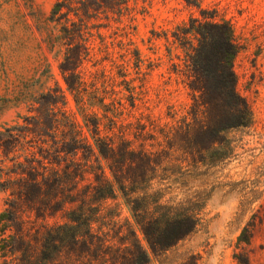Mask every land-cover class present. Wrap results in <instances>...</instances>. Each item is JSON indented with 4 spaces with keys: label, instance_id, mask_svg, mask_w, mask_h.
Here are the masks:
<instances>
[{
    "label": "trees",
    "instance_id": "trees-1",
    "mask_svg": "<svg viewBox=\"0 0 264 264\" xmlns=\"http://www.w3.org/2000/svg\"><path fill=\"white\" fill-rule=\"evenodd\" d=\"M126 9L127 0H56L38 26L49 50L62 57L64 85L57 81L37 94V88L49 84L47 65L46 80L32 79L28 95L18 103L27 105L29 116L0 130V192L7 195L0 214L1 264H150L151 252H166L201 223L202 205L163 204L164 189L152 191L159 169L167 162L185 178L187 168L223 157L217 146L225 145L227 132L252 124V110L237 88L239 46L233 28L204 17L173 33L184 52L180 71L192 100L187 113L179 120L172 116L173 123L164 127L152 123V132L143 126L136 141L117 132L125 104L115 98L116 78L100 69L86 72L84 66L100 61L88 20L107 12L122 16ZM122 49L125 57L136 53L140 72V52L130 43ZM111 63L117 67L116 60ZM126 70L121 84L127 85L135 108L139 94ZM68 94L91 137L67 111ZM104 121L110 124L106 134ZM120 199L129 214L124 219L121 205L109 204ZM59 214L64 223L48 224ZM245 233L239 240L249 243Z\"/></svg>",
    "mask_w": 264,
    "mask_h": 264
},
{
    "label": "rangeland",
    "instance_id": "rangeland-1",
    "mask_svg": "<svg viewBox=\"0 0 264 264\" xmlns=\"http://www.w3.org/2000/svg\"><path fill=\"white\" fill-rule=\"evenodd\" d=\"M55 2L0 0V130L23 123L22 117L29 116L27 105L18 103L28 95L32 79L46 80L47 65L51 67L49 84L45 90L37 88V94L55 87L57 81L64 85L59 69L62 57L49 50L38 31ZM204 17L228 22L233 28L239 46L234 63L237 88L252 110L253 121L250 127L224 135L225 145L217 146L219 157H223L215 158L213 164L189 167L185 178L175 175L176 169L167 162L159 169L152 191L164 189L163 204L192 201L202 205L201 223L166 252H151L150 264H264V0H127L122 16L107 12L88 20L94 35L91 46L100 61L96 66L94 61L87 62L84 70L100 69L115 76V98L125 104L117 132H126L128 139L136 141L143 126L152 132V123L164 127L173 123L172 116L179 120L189 110L191 95L186 76L180 71L184 52L173 33L190 20ZM129 43L131 50L140 52V72L147 73L146 77L136 69V53L125 57L122 44ZM111 59L116 60L117 67L112 66ZM127 60L129 64L124 62ZM125 67L127 81L139 94L135 108L127 98V85L121 84ZM67 96V111L91 137L75 101ZM98 112L101 116V110ZM109 127L104 121L103 134ZM6 197L0 192V214L6 208ZM122 203L121 199L109 201L121 205L124 219L129 214ZM65 221L59 214L48 219V224ZM245 231L249 243L239 240ZM140 238L147 247L142 234Z\"/></svg>",
    "mask_w": 264,
    "mask_h": 264
}]
</instances>
